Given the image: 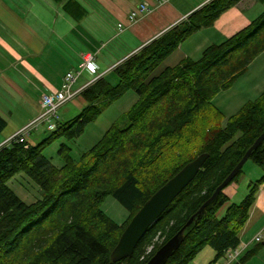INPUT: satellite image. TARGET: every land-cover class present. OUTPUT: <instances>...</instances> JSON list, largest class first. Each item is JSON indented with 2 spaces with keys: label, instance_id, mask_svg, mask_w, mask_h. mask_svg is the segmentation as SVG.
I'll return each mask as SVG.
<instances>
[{
  "label": "trees",
  "instance_id": "16d2710c",
  "mask_svg": "<svg viewBox=\"0 0 264 264\" xmlns=\"http://www.w3.org/2000/svg\"><path fill=\"white\" fill-rule=\"evenodd\" d=\"M55 1L78 21L88 15L80 0ZM258 1L264 5V0ZM239 2L209 0L129 55L114 67L117 83L101 76L85 87L81 95L87 104L82 111L59 120L39 143L14 139L0 146V264H146L212 196L264 131V91L224 125H212L203 135L197 122L211 107L221 120L225 118L213 98L246 74L264 52V9L234 35L207 46L200 57L161 66L194 32L213 26ZM129 90L138 93L136 103L94 146L74 157L66 141L79 138L88 124ZM7 125L0 114V136ZM61 138L66 140L58 150L62 163L55 164L44 152ZM204 152L209 157L203 167L141 238L133 255L113 261L122 232L142 205ZM249 159L263 171L249 193L219 218L218 211L230 200L223 189L185 230L183 242L166 264H190L207 246L216 251L217 261L240 244L258 188L264 183V140ZM243 167L230 184L238 180ZM18 174L38 186L40 196L34 202L24 200L11 186ZM108 196L129 211L122 224L103 210ZM158 238L163 239L161 243L156 242ZM263 244L245 251L236 264H245Z\"/></svg>",
  "mask_w": 264,
  "mask_h": 264
},
{
  "label": "crops",
  "instance_id": "0c3cea01",
  "mask_svg": "<svg viewBox=\"0 0 264 264\" xmlns=\"http://www.w3.org/2000/svg\"><path fill=\"white\" fill-rule=\"evenodd\" d=\"M80 1L88 9V15L81 22L96 25L98 27L96 35H83L84 37L81 35H64V26L68 30L71 29L72 33H78L76 32V28L79 26L77 23L80 21L66 13L63 4L55 0H0V4L6 9V13L4 14L7 15L9 13L8 15L12 17L13 23L21 22L24 25L23 35H9L0 32V89L2 88V83H4L5 87L15 89V87L19 86L17 83L26 82L22 83V85L30 86L32 84L33 90L37 93L35 106L33 108L25 107L26 113L23 116L21 114L25 111L18 112L14 107V102H6L5 99L1 100L3 102H0V105L3 107H5L4 104L11 106L5 111V108L0 107V114L7 120L8 125L9 121L18 118V116L22 122L11 125L8 128V136L0 140V143L9 139L40 114L42 110L40 105L41 95L44 92L59 89L66 72L78 67L84 53L88 51L95 52L98 67L104 73V71H107L108 68L110 69L120 59L137 51L209 0H165L160 5L156 0ZM143 2L148 3L152 10L136 19V21H129L131 11L137 9ZM258 2V0H240L238 4L223 12L213 26L202 28L194 33L202 32V35H206V38L203 40L211 41L207 46L213 43H220L225 38L234 35L246 27L261 13L256 16H254L255 12L252 13ZM17 18H20V20ZM109 19H114L117 25L122 23L123 32L127 29L130 30V50L121 58H113L114 62L111 65H108L99 56L102 49L106 47V44L104 42L101 45L98 44V41L102 37L99 33L105 32L107 29L105 24H107ZM51 29L55 33L52 34ZM0 30H4L2 26H0ZM40 33L43 35H40ZM184 42L173 53H180L177 62L167 63L165 66L175 65L185 57L194 58L192 55L195 51L183 49ZM207 46L202 47V51ZM195 47L199 48V45ZM195 47L192 49H195ZM173 54L167 58L166 62ZM263 56L264 52L249 65L247 73H255V76L261 78L250 87L249 92L255 98H251L248 101L256 99L264 91V66L259 64V60ZM57 63H60L62 66L64 64L65 67L59 71L61 74H52L51 67L53 68ZM85 73L89 75L88 79L77 85L78 88L93 80V74L89 71L83 72L80 78ZM80 78L76 84L79 83ZM138 98L139 95L136 91L129 90L117 102L125 100L124 103L126 106L128 105L125 108L127 110L136 103ZM27 100H23L20 103L28 104ZM33 131L29 139L32 144H37L47 137L44 135L47 134L45 128H41L37 132ZM258 189L260 193L258 192L259 195L256 197L249 219L241 233V243L247 244L245 251L257 244L254 240L257 235L262 234L264 241V183ZM199 255L201 257L198 258ZM215 256L216 251L212 247L207 246L196 256L194 261L200 262L201 260L200 264H221L219 260L214 261ZM221 259L223 260V258ZM245 264H264V244L260 247L258 253Z\"/></svg>",
  "mask_w": 264,
  "mask_h": 264
},
{
  "label": "rangeland",
  "instance_id": "374dc122",
  "mask_svg": "<svg viewBox=\"0 0 264 264\" xmlns=\"http://www.w3.org/2000/svg\"><path fill=\"white\" fill-rule=\"evenodd\" d=\"M159 5L162 3V1L156 0ZM181 1V0H180ZM148 4V3H147ZM202 6V5H200ZM199 8V7H198ZM264 9V5L261 2H258L256 4V7L252 10V13L255 12L254 16L258 15L262 10ZM136 10V9H133ZM151 7L148 4V10L145 12L139 13L138 18L146 15L151 11ZM196 10V9H195ZM6 13V9H4L3 5L0 4V26L3 27L4 30H0V32L9 34V35H23V28L24 25L22 23H13V19L10 15L4 14ZM188 16V15H187ZM187 17L183 18L182 20L186 19ZM20 20V18H17ZM97 20V19H95ZM180 20V21H182ZM179 21V22H180ZM132 22V21H131ZM178 23V22H177ZM176 23V24H177ZM79 26L76 28V32L78 33H72L71 29L68 30L66 26L63 28L64 35H96L98 27L93 24H88V23H82L81 21L77 23ZM122 23H119L117 25L116 21L114 19H109L107 21V24H105V27L107 28L105 32H100L99 35L102 37L98 41V44H102L103 42L106 44V47L102 49L101 53L99 56L103 58L105 62L108 63V65H111L112 62H114L113 58H121L124 54H126L130 50V45H129V31L130 30H125L124 32L122 31V27H119V25ZM174 26V25H173ZM69 27V26H68ZM172 27V26H171ZM170 27V28H171ZM56 28V27H55ZM67 30V31H66ZM168 30V29H167ZM52 34L55 33L53 29H51ZM97 32V33H96ZM38 35V33H36ZM40 35H43L40 33ZM206 38V35H202V32H198L197 34H192L190 37L186 39V42H184V48L185 50L191 49L195 51L193 53L194 58L200 57L202 54V47L204 48L207 46L211 41H206L203 40ZM81 45V43H80ZM196 45H199V48L195 47ZM195 49H192L194 48ZM197 49V50H196ZM139 50V49H138ZM137 50V51H138ZM135 51V52H137ZM132 52L122 59H120L117 63H115L113 66L108 68L107 71H100L99 67L97 71L93 74V80L88 82L86 85L78 88L77 85L81 84L82 81L88 79V74H84L82 78H80L78 84H74L73 88L75 91H77L76 95L71 101H68L64 103L63 105L60 106L58 110V114L60 116V119L62 120H68L71 119L77 114H79L83 107L87 104V102L84 100V98L81 95V92L84 90L85 87L88 85L92 84L96 79H98L101 76H105L111 83H116L118 78L115 75L114 72V67L122 62L125 58H127L129 55L135 53ZM95 53V52H94ZM180 53L173 54V56L166 62H164L161 66H165L167 63H175L177 62V59L179 58ZM96 53H95V62L96 61ZM116 60V59H115ZM264 56L262 57L261 60H259V64L264 66ZM64 64L63 66L60 63H57L56 65L51 67L52 74H61L59 71L64 69ZM72 70V69H71ZM65 71V70H64ZM70 71V70H69ZM88 71L84 70L83 72ZM68 72V71H67ZM66 72V73H67ZM82 72V74H83ZM90 72V71H89ZM248 72V71H247ZM81 74V75H82ZM80 75V76H81ZM99 76V77H98ZM98 77V78H97ZM78 78V79H79ZM261 77L255 76V73L249 72L247 74H244L240 78H238L230 88L225 89L220 91L218 94H216L213 98V103L216 105V107H219L222 109L225 113V118L221 120V117L216 115V110L214 107H211V109H208L205 113H202L200 115V120L198 119L197 122V127L202 130V135L206 132V128L210 126H215L218 123H222L224 125L226 123V119L235 114L242 105H244L246 102H248L249 99L255 98L254 95H251L249 92V89L251 86L254 85V82L259 80ZM77 82V81H76ZM22 83L26 82H19L17 83L18 87H15V89H12L10 87H5L2 83V88L0 89V102L2 99H5L6 102H14L15 109L19 112L25 111L22 116L25 115L26 110L24 109L25 107H30L33 108L35 106V100L37 99V93L35 90H33V85L30 84V86H23ZM63 84V82H62ZM61 84V87H62ZM77 86V87H76ZM60 87V88H61ZM59 88V89H60ZM58 89L54 90L57 91ZM51 91V92H54ZM20 94V95H19ZM28 99V100H27ZM23 100H27L28 104H21ZM253 100V99H252ZM125 100H121L120 102H113L108 108H106L103 113L98 117V119L90 124L85 128L84 132L82 135L72 141H66L65 139H58L55 141L52 145L48 146V148L45 150V154L48 157H51L54 161L55 164H61V160L58 155V150L60 148V145L63 141H66L69 143L73 150L72 154L74 157L78 158L80 154L87 150L90 149L96 142L103 136V134L108 130V128L119 119V117L122 115L123 112H125V108H127L126 104L124 103ZM5 107L0 105L1 108L8 109L11 107L10 105L4 104ZM41 105V102H40ZM14 109V108H13ZM125 110V111H124ZM128 110V109H127ZM42 111V110H41ZM41 113V112H40ZM33 121V120H32ZM22 122L18 118L9 121V125L5 128L3 131L4 133L2 136H0V140H2L4 137L8 136L7 132L9 131L8 128L11 127V125H15L16 123ZM30 123V122H29ZM27 123V124H29ZM26 124V125H27ZM25 126V125H24ZM23 126V127H24ZM47 124H39L37 129H34L33 132H37L41 130V128L46 129ZM22 127V128H23ZM19 131V130H18ZM47 134H44L47 136L50 131H47ZM32 133V132H31ZM31 133L28 136V138L31 137ZM13 136V135H12ZM6 141V140H5ZM4 142L0 143V146L3 145ZM263 174L262 169L258 166V164L253 160L249 159L244 167H243V173L241 176L238 178L237 181L232 182L230 185H228L225 188V193L230 196V200L220 208V210L217 213V216L221 218L224 216L228 206L232 203H239L243 200V198L249 193L250 190V182L252 184L256 183V180L260 178ZM11 186L14 188V190L27 202H34L39 196V188L38 186L30 179L28 178L25 174H18L16 175L15 178H13L10 182ZM259 190V189H258ZM260 193V191H258ZM257 192L256 197L259 195ZM264 197V193H263ZM103 210L117 223L122 224L128 217L129 211L113 196H108L106 200L104 201L102 205ZM162 238L157 239V243L162 242ZM153 247V246H152ZM152 247H149L147 249L148 253L152 250ZM205 253V252H204ZM201 257L200 255L198 258ZM201 262V260H200ZM200 262L197 261H192L190 264H200ZM223 260L219 259V263H222Z\"/></svg>",
  "mask_w": 264,
  "mask_h": 264
},
{
  "label": "water",
  "instance_id": "95a60500",
  "mask_svg": "<svg viewBox=\"0 0 264 264\" xmlns=\"http://www.w3.org/2000/svg\"><path fill=\"white\" fill-rule=\"evenodd\" d=\"M263 140L264 131L246 151L232 172L215 189L212 196L189 218L185 225L173 237L155 252L146 264H166L168 262L169 258L178 250L183 242L185 230L202 216L205 207L214 201L219 193L230 184ZM208 157L209 153L204 152L189 161L142 205L122 232L119 241L112 252L113 261H119L133 255L141 238L149 231L176 197L196 177Z\"/></svg>",
  "mask_w": 264,
  "mask_h": 264
},
{
  "label": "built area",
  "instance_id": "2783aa9c",
  "mask_svg": "<svg viewBox=\"0 0 264 264\" xmlns=\"http://www.w3.org/2000/svg\"><path fill=\"white\" fill-rule=\"evenodd\" d=\"M146 10H148V4L146 2H143L136 10L131 11L129 15V21H136L139 13L145 12ZM119 27H122V24H120ZM97 69L98 64L95 62V53L92 51L84 53L82 56V61L78 65V67L68 71L65 74L63 78V84L60 89L54 92H44L41 95V113L33 121H31L29 124L25 125L19 131H17L6 142L14 139L19 140L21 142H26L32 130L37 129L40 123L47 124V131L51 132L56 129L57 122L60 119L58 110L61 105L68 101H71L76 95L77 91L74 90L73 86L82 74V72L84 70H88L92 73H95ZM262 238L263 235L259 234L255 237V241L259 242L262 240ZM246 248L247 244L241 243L236 248L226 250L224 258L225 260L221 264H231L236 262L238 258L243 254Z\"/></svg>",
  "mask_w": 264,
  "mask_h": 264
}]
</instances>
